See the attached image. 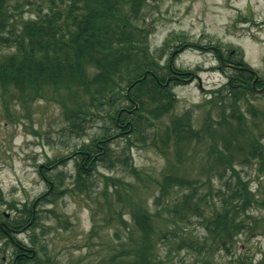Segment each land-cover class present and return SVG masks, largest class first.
Segmentation results:
<instances>
[{
	"label": "rangeland",
	"instance_id": "obj_1",
	"mask_svg": "<svg viewBox=\"0 0 264 264\" xmlns=\"http://www.w3.org/2000/svg\"><path fill=\"white\" fill-rule=\"evenodd\" d=\"M47 5V0H31L23 16L33 17L38 6ZM15 15L18 20L22 17L18 12ZM139 15V21L148 29L150 50L155 54L162 50L160 63H166L176 50L171 58L175 68L196 70L197 74L193 79L173 85L174 107L159 121V124L168 123L172 117L191 111L193 126L199 130V136L192 138L184 155L175 163L177 172L186 178L198 179L201 193L206 191L207 181L213 190L227 191L224 185L234 182L236 177H231L223 166H209L214 155L209 153L214 138L210 133H228L229 126L237 127L238 111L225 109L221 97L209 92L224 85L235 69L223 66L218 69L216 53L209 46L220 48L231 63L234 59H243L264 77V0H145ZM14 28L17 30V22ZM177 35L182 36V40H178ZM182 41L191 44L181 46ZM2 51L8 49L2 46ZM245 98L251 103V110H255V116L247 111L244 120L264 144V93L254 91ZM211 99H214L213 104ZM1 100L0 91V220L11 221L19 210L33 203L31 217L26 222L29 228L14 235L20 242L33 244L36 258L44 261L48 258V264H116L121 258L130 260L132 243L128 232L133 220L127 201H134L154 212L152 234L161 264H237L236 260L242 256L251 257L253 263L261 259L264 205L255 203L249 206L250 218L246 219L247 226L253 228L247 231L245 227L238 232L229 245L231 253L224 248L213 251L211 245L205 253L188 250L186 240L202 242L206 233L199 218L193 216L187 225L191 234L181 235L179 227L173 226L166 214L154 207L153 199L158 194L155 181L160 179L167 164L174 161L175 148L172 145L160 149L155 140L160 143V138L157 135L153 141L152 128L146 129L145 138L141 140L125 126L121 125L120 132L106 123L113 136L107 140L106 152L95 156L93 165L85 163L83 172L78 173L76 162L79 159L73 156V150L81 142L103 135V118L87 123L82 138H68L63 135L66 123L57 102L35 101L28 105L26 113L21 102L14 100L8 115ZM118 103L128 104L123 97ZM238 104L240 112H246L249 107L242 99ZM223 113L233 114L236 119L228 116L229 121L226 117L224 121ZM206 122L211 128L205 127ZM216 143L222 147L220 140ZM49 159L59 160L52 166ZM238 160L235 167L240 177L247 182L254 197L261 200L264 198V168L259 170L256 160ZM41 165L45 166L43 177L51 184L60 182L50 202L47 197L39 200L50 190V183L39 173ZM78 175L89 179V186L77 185ZM61 189L63 193H59ZM216 200L219 202L214 196ZM11 202L19 209L9 208ZM35 215L39 219L33 225ZM171 229H177L178 235L169 234ZM164 233L166 237L162 238ZM33 236L36 237L34 242ZM206 242L208 245L212 241L209 238ZM5 244L6 238H0V264H12L11 246Z\"/></svg>",
	"mask_w": 264,
	"mask_h": 264
},
{
	"label": "trees",
	"instance_id": "obj_2",
	"mask_svg": "<svg viewBox=\"0 0 264 264\" xmlns=\"http://www.w3.org/2000/svg\"><path fill=\"white\" fill-rule=\"evenodd\" d=\"M144 1L47 0V6H38L33 17L29 15L25 18L23 13L31 5V0H0L2 104L10 115L9 106L14 100L21 102L26 113L29 111L28 105L35 101L57 102L62 108L66 123L62 128L63 135L68 138H82L86 133L87 123L97 117L103 118V135L88 142L83 141L73 150L82 152L81 155L84 152L90 153V158L85 163L95 160L97 143L106 146L105 142L113 137L106 123L109 122L118 130L125 126V129H129L130 133L141 140L145 138L146 129L152 128L153 141L157 135L160 138V143L155 139L160 149L172 145L175 148L174 161L167 164L160 179L155 181L158 194L153 199L154 207L165 213L167 220L174 223L173 226L179 227L181 235L191 234L190 226H187L190 225L191 217L199 218L206 235L202 242L186 240L188 250L205 253L211 245L213 251L224 248L231 253L229 245L238 232L245 227L247 231L253 228L246 223V219L250 218L247 214L249 206L252 203L264 205V198L258 200L254 197L235 167L236 160L239 159L241 162L256 160L259 170L264 168V144L244 120L247 111L255 116V110H251L252 105L245 98L254 92L251 85L253 76L247 69L235 68L224 85L209 92L221 97L225 109L228 107L238 111L237 127L229 126L228 133L212 131L210 134L214 138L209 148V153H214L211 154L213 160L209 166L220 165L225 167L224 170L227 168L231 177L235 176L236 180L227 182L224 185L227 191L224 192L220 188L213 190L207 181L206 191L201 193L199 180L184 177L175 167V163L184 155L185 147L193 137L200 134L193 126L191 111L172 117L168 123L159 124L161 118L174 107L175 96L171 91L173 85L190 79L196 75V70L175 68L171 57L161 64L162 50L158 54L150 50L147 44L148 29L139 21ZM17 12L22 16L19 20L15 15ZM16 22L17 30L14 28ZM176 38L182 40L183 37L177 35ZM186 44L188 43L185 41L181 42V46ZM2 46L8 51L3 52ZM232 61L235 65L251 68L243 59ZM121 97L128 104L120 105L118 99ZM241 99L249 105L246 112H240L238 103ZM210 102L213 104L214 99ZM228 116L236 119L233 114ZM228 116L223 113V120L226 121ZM205 127L211 128V124L206 122ZM219 140L222 147L216 143ZM58 160L49 159V162L55 165ZM119 162L121 163L120 159ZM76 167L78 173L83 172L78 161ZM85 179L83 175H78L77 185L89 186V179ZM59 183L54 181L51 189L42 194L39 200L47 197V202H50ZM63 192L64 190H59V193ZM214 196L219 202L214 201ZM127 204L131 206L133 220V226L128 232L132 255L130 260L121 258L116 264H161L152 234L154 212H150L139 202L127 201ZM9 208L17 206L11 202ZM31 209L33 203L32 206L19 210L11 221L0 220V223L20 229L30 219ZM35 216L33 225L39 219L38 215ZM122 222L125 223L124 220ZM168 233L178 235L177 229H171ZM2 237L0 228V238ZM165 237L166 233L162 238ZM209 238L212 242L207 245L206 240ZM35 239L34 236L31 238L33 242ZM6 243L9 241L6 240ZM111 259L113 262L114 256ZM48 263V258L46 261L36 258V264ZM236 263L264 264V251L261 259L255 263L251 257L243 256Z\"/></svg>",
	"mask_w": 264,
	"mask_h": 264
},
{
	"label": "flooded vegetation",
	"instance_id": "obj_3",
	"mask_svg": "<svg viewBox=\"0 0 264 264\" xmlns=\"http://www.w3.org/2000/svg\"><path fill=\"white\" fill-rule=\"evenodd\" d=\"M199 48L202 46H198ZM211 49H213V51H215V55L217 56V59L219 61V66L218 69H222L223 67H232L234 69L237 68L236 66H240V65H235L233 62L231 63V61L228 59V57H224L222 51L220 48L216 47V46H209ZM208 47V48H209ZM203 48V47H202ZM206 48V47H205ZM240 67H245V66H240ZM250 72V70H248ZM255 71V70H254ZM251 73V72H250ZM253 76V89L255 92L257 93H264V77L260 76L258 74V72L255 71V74L251 73ZM251 81V84H252ZM121 129V128H120ZM120 132H122V130H120ZM106 143V142H105ZM96 148H97V153L95 154V158H97V156L101 155L103 152L105 153V146L103 143H97L96 144ZM84 152V155H81L82 152L80 151H75V154H73V156H77V158L79 159V163L81 166H83L85 164V161L88 160L90 158V153H86ZM78 155H80L81 157H78ZM83 158V159H82ZM96 160V159H95ZM92 162V160H91ZM91 162H88L87 164H90ZM45 166H42L39 168V173L42 175L43 177V168ZM0 228L2 230L3 233V238H6V240L9 241V243L5 244L4 246H11V254H12V264H36V248L33 246V244H26L23 242H20L19 240L16 239L15 237V233L18 232H23L26 228L28 229L29 227L27 226H23L20 229H14L11 228L9 226H7L4 222L0 223ZM2 259H5V256L2 255Z\"/></svg>",
	"mask_w": 264,
	"mask_h": 264
}]
</instances>
